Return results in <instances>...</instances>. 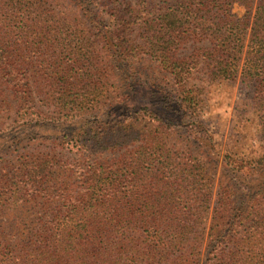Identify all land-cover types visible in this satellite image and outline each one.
I'll list each match as a JSON object with an SVG mask.
<instances>
[{"label":"trees","instance_id":"obj_1","mask_svg":"<svg viewBox=\"0 0 264 264\" xmlns=\"http://www.w3.org/2000/svg\"><path fill=\"white\" fill-rule=\"evenodd\" d=\"M198 68L264 140V0H0V264H264V147L204 158ZM45 187L71 205L20 213Z\"/></svg>","mask_w":264,"mask_h":264},{"label":"rangeland","instance_id":"obj_2","mask_svg":"<svg viewBox=\"0 0 264 264\" xmlns=\"http://www.w3.org/2000/svg\"><path fill=\"white\" fill-rule=\"evenodd\" d=\"M231 12L238 18H243L247 10L241 4H234ZM254 10L250 16L252 20ZM249 32V29H248ZM192 49L188 48L184 54H189ZM139 78L135 77V81ZM138 84V83H137ZM141 82H139V86ZM191 86L201 92L200 105L195 111L197 120L204 122V128L207 132L210 144L205 145L202 149L204 158L208 162L215 163L218 172L221 169V162L226 152H233L241 157L252 156L262 151L264 140L261 134L260 124L257 123L253 94L251 90L245 86L240 80L235 82H215L210 83L200 68L196 69L191 76ZM65 127H55L47 129L46 134L53 135V138L64 132ZM180 134L187 135L186 127H177ZM54 141V140H52ZM52 149L57 150L62 155V159L70 169L78 166V163L84 169L94 166L96 163L115 159L121 152H110L98 156H92L88 162L83 161L80 156L73 150L64 149L63 153L60 147L50 144ZM40 144H34L32 148H39ZM49 147V148H50ZM41 151L43 147L39 148ZM22 150V149H20ZM7 160V158H3ZM89 165V166H88ZM29 193L24 195L26 199L20 206V213L32 211L36 214L34 220L37 222H49L55 215L53 212L64 209V205H71L72 201L67 198L59 200L55 199L47 202V194L45 188H32ZM41 212V214H40Z\"/></svg>","mask_w":264,"mask_h":264}]
</instances>
